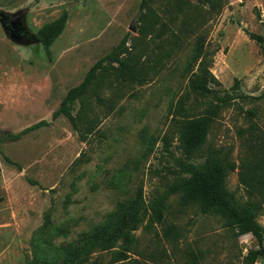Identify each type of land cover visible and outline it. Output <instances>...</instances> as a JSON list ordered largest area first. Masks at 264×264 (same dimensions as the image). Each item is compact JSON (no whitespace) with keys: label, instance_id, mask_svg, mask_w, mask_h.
<instances>
[{"label":"rangeland","instance_id":"obj_1","mask_svg":"<svg viewBox=\"0 0 264 264\" xmlns=\"http://www.w3.org/2000/svg\"><path fill=\"white\" fill-rule=\"evenodd\" d=\"M141 1L0 0L25 36L12 40L0 23V264H62L115 213L118 238L94 254L99 264L126 237L130 259L145 264H246L259 248L171 188L208 148L240 163L264 141V0H156L143 23ZM39 33L52 37L48 49ZM125 37L122 58L145 82L117 80L118 64L107 63L71 105L76 127L54 120L69 90ZM209 73L220 85L205 97ZM43 120L20 140H1ZM227 188L248 199L238 170Z\"/></svg>","mask_w":264,"mask_h":264},{"label":"trees","instance_id":"obj_2","mask_svg":"<svg viewBox=\"0 0 264 264\" xmlns=\"http://www.w3.org/2000/svg\"><path fill=\"white\" fill-rule=\"evenodd\" d=\"M154 1L156 0L141 1L142 23L145 21L147 11ZM38 38L48 49L52 37L48 38L39 33ZM127 42L128 39L125 37L108 55L95 63L79 86L69 90L59 109L53 113L52 118L54 120L64 116L76 127L77 120L71 113V105L88 92L97 79L99 71L104 69L107 63L118 64L115 68L117 80L128 79L132 83L139 82L141 84L145 82L146 73L140 69L135 70L128 58H122L127 51ZM204 84L207 87L203 92L201 90L202 84L198 87L202 96L206 95L207 92L205 91H213L211 84L220 85L210 73ZM197 122L202 123L204 121ZM48 125L49 122L43 120L25 128L18 134H6L1 140L17 141L26 134ZM188 136L192 139L200 138L196 137L193 129L188 131ZM248 149L251 157L244 158L240 163H237L223 157L221 150L208 148L207 156L202 165L185 164L182 166L184 176L172 186L171 191L178 195L185 204L196 206L201 213L220 216L227 227L236 231L237 236L248 234L254 236L259 241V248L250 250L245 261L246 264H255L259 257L264 256V227L258 222L260 214L264 212V141L259 142L256 147ZM236 170H238L240 184L246 189L248 196V199L242 203L237 202L235 196L227 188V177L229 173ZM128 203V201L120 202L118 210L120 212L127 210L129 208ZM156 212L158 218H161L162 212L160 210ZM118 218L119 214L115 213L106 224L88 233L68 252L62 264H99L98 259L93 260V256L97 252H109L115 247V241L118 238L115 235ZM132 244L131 238L126 237L120 249L113 252V260L110 264H145L140 260L130 259L129 253L132 251Z\"/></svg>","mask_w":264,"mask_h":264},{"label":"water","instance_id":"obj_3","mask_svg":"<svg viewBox=\"0 0 264 264\" xmlns=\"http://www.w3.org/2000/svg\"><path fill=\"white\" fill-rule=\"evenodd\" d=\"M0 23L6 31L9 32L12 40L16 42H24L25 36L20 33L21 28L17 26L16 20L13 21L10 15L0 11Z\"/></svg>","mask_w":264,"mask_h":264}]
</instances>
